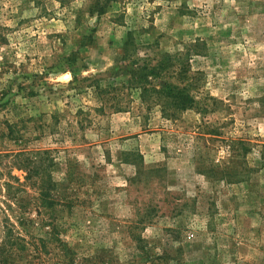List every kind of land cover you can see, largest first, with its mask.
I'll list each match as a JSON object with an SVG mask.
<instances>
[{"label":"rangeland","instance_id":"obj_1","mask_svg":"<svg viewBox=\"0 0 264 264\" xmlns=\"http://www.w3.org/2000/svg\"><path fill=\"white\" fill-rule=\"evenodd\" d=\"M106 1L0 0L12 264H264V0Z\"/></svg>","mask_w":264,"mask_h":264},{"label":"trees","instance_id":"obj_2","mask_svg":"<svg viewBox=\"0 0 264 264\" xmlns=\"http://www.w3.org/2000/svg\"><path fill=\"white\" fill-rule=\"evenodd\" d=\"M107 0L106 2H108ZM101 8L100 10H102ZM156 67H140L135 69L133 73V83L135 86L140 87L143 93L147 90H151L156 98L159 99V102L162 105V110L165 112L166 109L172 110L168 114L174 115V113L185 111L187 109H192L197 106V101L192 97V95L185 88H179L172 85L168 81H164L159 88L147 87V84H152L148 76L152 75L155 72ZM135 78V79H134ZM28 168V167H26ZM33 167H29L31 171ZM49 184L44 188H40L39 195L43 197L45 203L53 204V199L51 189L48 188ZM20 237H13V230L10 227L5 226L4 238L0 244V264H12L11 253L13 248L17 246L16 249L23 250L25 244L21 243Z\"/></svg>","mask_w":264,"mask_h":264}]
</instances>
